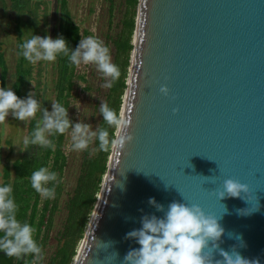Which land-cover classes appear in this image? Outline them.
I'll return each mask as SVG.
<instances>
[{
	"label": "water",
	"instance_id": "water-1",
	"mask_svg": "<svg viewBox=\"0 0 264 264\" xmlns=\"http://www.w3.org/2000/svg\"><path fill=\"white\" fill-rule=\"evenodd\" d=\"M132 45L120 117L133 139L112 146L72 264H123L139 248L126 234L164 216L150 198L220 217L219 247L264 264V0H138ZM227 179L248 192L219 200Z\"/></svg>",
	"mask_w": 264,
	"mask_h": 264
},
{
	"label": "clouds",
	"instance_id": "clouds-1",
	"mask_svg": "<svg viewBox=\"0 0 264 264\" xmlns=\"http://www.w3.org/2000/svg\"><path fill=\"white\" fill-rule=\"evenodd\" d=\"M17 55L33 64L39 61L54 62L63 55L77 67L81 64L95 65L97 71L108 78L109 82L103 85L107 88H111L121 75L119 67L112 62L110 49L95 36L81 39L75 50H71L63 37L53 39L50 36L32 35L19 45ZM159 91L168 95L165 86H161ZM51 108V112L42 108L33 98L32 92L26 99H20L11 88H0V123L5 122L9 114L19 121L33 120L42 111V118L36 121L31 137L23 141L25 146L55 147L49 137L63 135L69 130L74 151L87 150L94 139L99 142L97 151H107L113 145L123 148L133 139L128 131L131 120L122 119L107 103L100 105V115L107 127L99 126L95 131L90 124H73L67 108L61 103L53 102ZM110 128L121 130L119 139L111 135ZM58 183V174L48 167H39L30 176L31 187L45 199L55 198ZM247 192L246 185L227 179L218 198H238L241 193ZM148 203L156 211L164 212V216L157 218L155 215H145L141 218V228L126 234L125 238L134 239L139 248L128 251L123 264H259V260L243 258L235 248L229 252L219 247L218 242L224 235V229L218 222L220 217L206 214L195 204L173 201L165 212L154 198H150ZM18 210L12 185L0 181V252L16 259L32 256V264H38L43 259V252L35 239L37 229L26 222L21 223L17 219ZM214 253L221 259H214Z\"/></svg>",
	"mask_w": 264,
	"mask_h": 264
},
{
	"label": "trees",
	"instance_id": "trees-1",
	"mask_svg": "<svg viewBox=\"0 0 264 264\" xmlns=\"http://www.w3.org/2000/svg\"><path fill=\"white\" fill-rule=\"evenodd\" d=\"M25 1L32 0H11L12 8L17 11L23 10L25 8ZM104 2L108 4L109 31L112 30L117 8L121 10L124 7V13L117 25L119 28L117 33L112 36L109 33L105 35L108 41L106 46L108 47V44H111L114 48L113 63L119 67L121 75L118 80L113 82L111 88L106 87V92L103 94L101 103L97 104L98 100H95L93 112H96L99 117L97 127H107L103 122V117L100 115L101 104L107 103L120 116L123 96L126 90L129 61L133 49L132 38L135 29L138 0H121L119 4L115 3L116 0H104ZM57 3V20L53 39L63 37L68 47L71 50H75L81 39L92 35L88 31H82L73 20L67 6V0H58ZM50 63L49 82L46 83L45 80L41 79L40 70V80L37 82L35 90H32V96L42 105V108L49 112L52 111L51 104L53 102L61 103L67 108L69 119L75 124L69 110L76 82L84 84L82 90L89 97L92 96L91 94L94 91H100L99 87H94L93 79L95 76L93 70L90 68L88 73L80 74L78 67L72 65L68 57L63 55L58 56L54 62ZM0 71V88H8V68L1 49V43ZM32 73V63L25 60L22 56H18L15 75L10 88L20 99H26L30 93L29 86L32 80ZM101 80L104 82L103 78ZM41 118L42 111L37 113L36 119L25 121L27 125L26 137H31L36 121ZM109 131L115 138L116 129L110 128ZM68 133L49 137V139L53 140L55 147L45 148L31 144L25 146L23 142L22 153L13 162L4 163L0 175L1 181L4 184H11L13 187V196L19 206L17 219L21 223L26 222L36 227L35 239L42 246V252H44V249L52 239L51 232L54 228L55 215L61 211L64 212L61 228L55 237V250L46 264L73 263L96 204L112 149L111 147L107 151H97L99 142L94 139L89 148L82 151L75 184L71 191L67 193V197L64 200L62 197L64 194L63 177L69 160V156L65 154L64 150ZM39 167H48L50 171L58 174L59 183L55 189L54 199L42 198L31 187V173ZM49 187H51V184ZM62 199L63 204L61 205ZM33 259L34 257L32 256H25L22 264H32ZM19 262L20 259L0 255V264H19Z\"/></svg>",
	"mask_w": 264,
	"mask_h": 264
},
{
	"label": "rangeland",
	"instance_id": "rangeland-1",
	"mask_svg": "<svg viewBox=\"0 0 264 264\" xmlns=\"http://www.w3.org/2000/svg\"><path fill=\"white\" fill-rule=\"evenodd\" d=\"M25 8L17 11L12 8L11 0H0V43L1 49L4 52L5 61L8 68L7 86L10 88L14 78V68L16 65L17 53L19 44L23 40L30 38L32 35L40 37L50 36L53 38L56 20L58 0H32L25 1ZM121 0H116L119 4ZM67 6L73 20L79 25L82 31H88L92 36L102 40L104 44L108 43L105 38L106 33L115 35L118 31V23L124 13V7L121 10H116L113 19L112 30L109 31L108 18V4L104 0H67ZM84 39V38H83ZM112 62L114 60V48L108 44ZM32 80L30 82V92L35 90L37 82L40 80L39 71L41 70V79L49 82V72L51 63L46 61H39L33 64ZM90 68L93 70V83L95 88L99 87V92L94 91L89 97L82 88L84 84L76 82L73 91V98L70 105V115L74 118L75 123L81 122L90 124L95 131L97 122L99 120L98 114L93 112V105L95 100L97 104L103 100V94L106 92V87H103L108 82L97 71L95 65H83L78 67L80 74L88 73ZM44 76V77H43ZM103 78V81L101 80ZM25 121L14 119L11 114L5 122L0 123V169L1 164L6 162H13L19 157L22 149L23 141L26 137ZM65 154L69 156L68 166L64 172V194L63 199H66L67 193L71 191L75 184V179L78 175L80 159L82 151H74L71 147L70 133H68L65 145ZM1 181V178H0ZM63 199L61 205L63 204ZM64 219V212L61 211L54 217V228L51 232L52 239L48 246L44 249L43 259L38 264H46L55 250V237L60 230Z\"/></svg>",
	"mask_w": 264,
	"mask_h": 264
},
{
	"label": "flooded vegetation",
	"instance_id": "flooded-vegetation-1",
	"mask_svg": "<svg viewBox=\"0 0 264 264\" xmlns=\"http://www.w3.org/2000/svg\"><path fill=\"white\" fill-rule=\"evenodd\" d=\"M3 52V51H2ZM3 54H4V52H3ZM4 58H5V56H4ZM17 60H18V56H17V59H16V64H17ZM7 64V63H6ZM15 68H16V65H15ZM15 68H14V70H15ZM14 75H15V71H14ZM0 78H1V71H0ZM7 78H8V76H7ZM27 125L25 124V127H26ZM26 134H27V128H26ZM22 151H23V147H22V149H21V151H20V153H19V155L22 153ZM3 165H4V163L3 164H1V169H0V175H1V172H2V168H3ZM0 178H1V176H0Z\"/></svg>",
	"mask_w": 264,
	"mask_h": 264
}]
</instances>
